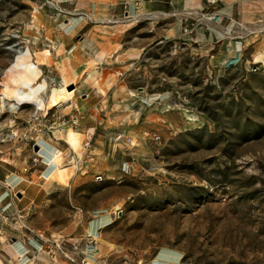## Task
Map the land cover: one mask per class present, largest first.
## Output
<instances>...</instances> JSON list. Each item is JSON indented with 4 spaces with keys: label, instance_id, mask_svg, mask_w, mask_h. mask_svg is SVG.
<instances>
[{
    "label": "rangeland",
    "instance_id": "rangeland-1",
    "mask_svg": "<svg viewBox=\"0 0 264 264\" xmlns=\"http://www.w3.org/2000/svg\"><path fill=\"white\" fill-rule=\"evenodd\" d=\"M225 3L204 14L206 39L145 40L131 65L71 86L51 68L54 10L0 0V159L42 170L36 141L61 152L10 242L52 264H264V25ZM116 80L99 103L73 92Z\"/></svg>",
    "mask_w": 264,
    "mask_h": 264
},
{
    "label": "crops",
    "instance_id": "crops-1",
    "mask_svg": "<svg viewBox=\"0 0 264 264\" xmlns=\"http://www.w3.org/2000/svg\"><path fill=\"white\" fill-rule=\"evenodd\" d=\"M215 3L216 0H69L62 4L65 13L51 21V36L58 49L51 68L60 85L65 82L72 86L77 85V79L88 71L122 69L128 65L127 60L131 65L147 44L145 40L202 41L203 36L206 39L209 20L204 19V14L207 15ZM235 5L240 14L238 19L264 25V0H226V9H232L231 16ZM139 24L145 26V34L139 33ZM190 25L194 26L193 32L185 33ZM232 38L228 44L231 50L233 47L235 50ZM263 47L264 39L255 46L256 49ZM231 53L230 57H233ZM261 54L263 59L264 53ZM117 84V80L111 85L103 84L88 94L81 93L82 85H78L73 87V92L78 91L80 97H85L83 101L93 99L99 103L107 95L109 86L121 85ZM60 154L58 150V157ZM56 162L54 166L45 163L42 170H37L28 169L15 159H0V264H52V259L56 260V257L47 260L37 253L35 249L39 243L32 242L33 248L28 241L27 246L23 245L25 239L20 241L11 237L10 242L7 232L8 225L17 216L42 204L46 195L41 179L56 172L59 167ZM23 251L29 253L21 262L19 256Z\"/></svg>",
    "mask_w": 264,
    "mask_h": 264
},
{
    "label": "built area",
    "instance_id": "built-area-1",
    "mask_svg": "<svg viewBox=\"0 0 264 264\" xmlns=\"http://www.w3.org/2000/svg\"><path fill=\"white\" fill-rule=\"evenodd\" d=\"M41 1L43 3L42 4V7L48 6V7L52 8L54 10L53 11V14H52V16H54V17L57 16V15H61V14L65 13L64 12V9H63V7L61 5L66 0H41ZM193 30H194V26L193 25L190 27V29H189V27H186L185 33L192 32ZM235 50H236V53L241 56V53L243 51V43H242V41H239L238 40V41L235 42ZM257 69H258V66L256 64V66H254L253 70L256 71ZM80 122H81V117H80L79 114H73V115H71V117H70V123H71L72 127L79 126L80 125ZM26 138L28 139L29 137L26 136ZM35 144L39 145L40 142L39 141H36ZM87 145H89V141L87 142ZM95 239H96V236H94V234H91V233L88 234V241L89 242L93 243L95 241ZM55 245H56L57 248L59 247V244L58 243H56ZM56 247H55L54 250H51L50 252L55 253ZM36 250H40V249L36 248ZM28 253L29 252L26 251V252L22 253L19 256V259H20L21 262H23V261L26 260Z\"/></svg>",
    "mask_w": 264,
    "mask_h": 264
},
{
    "label": "bare ground",
    "instance_id": "bare-ground-1",
    "mask_svg": "<svg viewBox=\"0 0 264 264\" xmlns=\"http://www.w3.org/2000/svg\"><path fill=\"white\" fill-rule=\"evenodd\" d=\"M39 142H40V144H39L38 154L41 157H44V159H45L44 161L46 163L55 164V161L57 160V157H58V150L55 149L54 147H52L51 145H49L48 142H46L45 140L42 141V139H41ZM108 219H109V217H108ZM101 228H102V226H101ZM14 253H15V251H14Z\"/></svg>",
    "mask_w": 264,
    "mask_h": 264
},
{
    "label": "water",
    "instance_id": "water-1",
    "mask_svg": "<svg viewBox=\"0 0 264 264\" xmlns=\"http://www.w3.org/2000/svg\"><path fill=\"white\" fill-rule=\"evenodd\" d=\"M39 150V145H35V151H38ZM172 264H174V263H172Z\"/></svg>",
    "mask_w": 264,
    "mask_h": 264
}]
</instances>
